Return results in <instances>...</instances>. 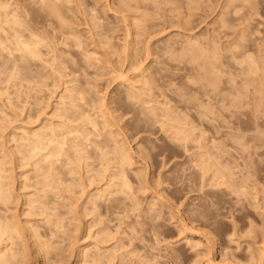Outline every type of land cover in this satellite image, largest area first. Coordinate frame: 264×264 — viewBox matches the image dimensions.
I'll use <instances>...</instances> for the list:
<instances>
[{"label": "rangeland", "instance_id": "1", "mask_svg": "<svg viewBox=\"0 0 264 264\" xmlns=\"http://www.w3.org/2000/svg\"><path fill=\"white\" fill-rule=\"evenodd\" d=\"M0 27V264H264V0H0Z\"/></svg>", "mask_w": 264, "mask_h": 264}, {"label": "bare ground", "instance_id": "2", "mask_svg": "<svg viewBox=\"0 0 264 264\" xmlns=\"http://www.w3.org/2000/svg\"><path fill=\"white\" fill-rule=\"evenodd\" d=\"M40 2H42V1H40ZM46 2H47V1H46ZM44 3H45V2H44ZM47 3H48V2H47ZM49 4H50V3H49ZM49 4H48V5H49ZM52 5H54V4H53V1H52ZM51 7H52V6H51ZM53 7H55V6H53ZM46 9H47V8H46ZM49 10H50V9H49ZM52 10H53V9H52ZM50 11H51V10H50ZM8 15H9V14H8ZM10 15H11V14H10ZM13 15H14V14H13ZM13 15H12V16H13ZM6 16H7V15H6ZM14 16H15V15H14ZM14 16H13V18H15ZM27 16H28V14H27ZM7 17H8V16H7ZM18 18H19V17H18ZM28 18H29V17H28ZM28 18H27V19H28ZM2 19H3V18H2ZM16 20H17V19H16ZM19 22H21V21H19ZM29 22H30V19H29ZM17 23H18V21H17ZM25 24H26V23H25ZM1 25H2V23H1ZM34 26H35V25H34ZM26 27H27V26H26ZM28 27H29V26H28ZM0 28H1V27H0ZM3 29H4V28H3ZM18 29H19V28H18ZM18 29H16V30H17V33H18ZM28 29H29V28H28ZM1 30H2V28H1ZM4 30H5V29H4ZM4 30H3V31H4ZM20 30H21V29H20ZM20 30H19V33H20ZM30 30H31V28H30ZM7 31L9 32V34H8ZM10 31L12 32L11 29H10ZM10 31L7 29V30H5V33H4V34L9 35V36H8V39L11 40V38L13 39V35H11L12 37H10V33H11ZM34 31H35V30H34ZM6 32H7V33H6ZM36 32H37V31H36ZM128 32H129V31H128ZM11 34H14V33H11ZM20 34H21V33H20ZM37 34H38V33H37ZM23 35H25V34H23ZM33 35H34V34H33ZM21 36H22V35H21ZM34 36H35V35H34ZM37 38H38V37H37ZM21 39H22V38H21ZM1 40H2V39H1ZM22 40H23V39H22ZM37 40H38V41H42L41 39L39 40V38H38ZM37 40H36V41H37ZM24 41H25V40H24ZM19 42H20V41H19ZM27 42H29V41L27 40ZM27 42H26V43H27ZM42 42H43V41H42ZM16 43H17V42H16ZM29 43H30V42H29ZM29 43H28V44H29ZM50 43H51V42H50ZM0 45H1V43H0ZM30 45H31V44H30ZM16 46H17V45H16ZM194 46L197 47L196 45H194ZM25 47H26V46H25ZM31 47H32V46H31ZM192 48H193V47H192ZM27 49L29 50V48H27ZM197 49H198V48H197ZM24 50H25V49H24ZM30 50H32V49H30ZM193 50H195V49H193ZM33 51H34V50H33ZM212 51H214V50H212ZM31 52H32V51H31ZM218 52H219V51H218ZM26 53H27V52H26ZM36 53H38V52H36ZM36 53H34V54H36ZM213 54H214V53H213ZM215 54H216V53H215ZM31 56H32V55H31ZM208 56H209V55H208ZM211 57H212V55H211ZM217 57H218V56H217ZM215 59H216V58H215ZM214 61H215V60H214ZM216 61H217V60H216ZM212 64H214V63H212ZM215 65H216V64H215ZM210 66H211V65H210ZM216 67H217V66H216ZM213 69H214V68H213ZM207 71H208V70H207ZM141 72H142V71H141ZM208 72H209V71H208ZM211 74H213V73H212V70H211ZM210 78H211V76H210ZM213 81H215V80H213ZM219 94H220V93H219ZM219 94H218V95H219ZM218 95H217V96H218ZM221 95H222V94H220V96H221ZM220 96H219V97H220ZM214 98H215V97H214ZM223 98H224V96H223ZM225 98H226V96H225ZM221 100H222V99H221ZM255 104H256V103H255ZM255 104H254V105H255ZM201 105H202V104H201ZM206 105H207V104H206ZM210 105H211V104H210ZM211 106H212V105H211ZM258 106H259V105H258ZM154 107H155V106H154ZM213 107H214V106H213ZM203 108H204V107H203ZM208 108H209V107H208ZM256 108H258V107H256ZM158 109H159V108H157V110H158ZM161 109H163V108H161ZM168 109H170V108H168ZM197 109H198V108H197ZM205 110H206V109H205ZM213 110H214V109H213ZM254 110H255V109H254ZM163 111H165V110H163ZM167 111H168V110H167ZM168 112H169V111H168ZM256 112H257V111H256ZM169 113H170V112H169ZM171 113H172V112H171ZM204 113H205V112H204ZM207 113H211V114H212V112H207ZM164 114H165V112H164ZM167 114H168V113H167ZM176 115H177V113H176ZM203 115H204V114H203ZM203 115H202V116H203ZM257 115H258V114H257ZM180 116H181V115H180ZM174 117H175V116H174ZM174 117H173V118H174ZM178 118H179V117H178ZM181 118H183V117H181ZM255 118H256V116H255ZM257 118H258V117H257ZM175 120H177V119H175ZM184 120H186V118H185ZM184 120H182V123H183ZM255 120H256V119H255ZM177 121H178V120H177ZM184 122H185V121H184ZM185 123H188V121L185 122ZM220 123H221V122H220ZM220 123H219V124H220ZM254 123H255V121H254ZM257 123H258V122H257ZM255 124H256V123H255ZM183 125H188V124H183ZM257 125H258V124H257ZM189 126H190V125H189ZM221 126H222V125H221ZM187 127H188V126H187ZM187 127H186V128H187ZM178 128H179V127H178ZM176 129H177V128H176ZM189 129H190V128H189ZM257 129H258V128H257ZM179 130H180V129H179ZM258 130H259V129H258ZM184 131H185V130H184ZM186 131H187V130H186ZM178 132H179V131H178ZM202 132H203V131H202ZM204 133H205V132H204ZM180 134H182V133H179V135H180ZM188 136H189V135H188ZM255 137H256V135H255ZM255 137H254V138H255ZM185 138H186V137H185ZM189 138H190V137H189ZM41 139H42V138H41ZM60 140H61V139H60ZM183 140H184V138H183ZM185 140H186V139H185ZM40 141H41V140H40ZM63 142H64V141H63ZM32 144H33V143H32ZM43 145H44V144H43ZM217 145H218V144H217ZM219 146H220V145H219ZM186 147H187V146H186ZM127 148H128V147H127ZM216 148H218V147H216ZM221 148H222V147H221ZM115 149H116V148H115ZM115 149H114V150H115ZM123 149H125V148H123ZM186 149H187V148H186ZM187 150H188V149H187ZM117 151H118V150H117ZM204 151H205V150H204ZM221 151H222V150H221ZM221 151H220V152H221ZM128 152H129V151H128ZM128 152H127V153H128ZM206 152H209V151H206ZM58 153H59V152H58ZM127 153H126V154H127ZM213 153H214V152H213ZM210 154H211V153H210ZM128 155H129V153H128ZM208 155H209V154H208ZM213 156H215V155H213ZM129 157H130V156H129ZM204 157H205V156H204ZM204 157H202V158L204 159ZM211 157H212V156H211ZM220 157H221V156H220ZM125 158H126V156H125ZM216 158H217V156H216ZM123 159H124V158H123ZM126 159H127V158H126ZM218 159L220 160V158H218ZM205 160H206V159H205ZM209 160H210V159H209ZM209 160H208V161H209ZM213 161H214V160H213ZM213 163H214V162H213ZM213 163H212V165H213ZM208 164H210V163H208ZM225 164H226V163H225ZM210 165H211V164H210ZM220 165H221V164H220ZM230 166H231V165H230ZM230 166L228 165V167H230ZM209 167H210V166H209ZM212 167H213V166H212ZM225 167H226V166H225ZM202 168H203V167H202ZM220 168H221V166H220ZM222 168H223V167H222ZM231 168H232V167H231ZM231 168H230V169H231ZM257 168H258V167H257ZM203 169H204V168H203ZM218 169H219V168H218ZM224 169H225V168H224ZM224 169H222V170H224ZM209 170H210V169H209ZM226 170H227V168H226ZM204 171H205V169H204ZM218 171H219V170H218ZM227 171H228V170H227ZM208 172H209V171H207V173H208ZM224 172H225V171H224ZM220 173H221V172H220ZM229 173H230V172H229ZM223 174H224V173H223ZM227 174H228V173H227ZM123 175H124V174H123ZM200 175H201V174H200ZM203 175H204V174H203ZM205 175H206V174H205ZM214 175H215V174H214ZM229 175H231V174H229ZM121 176H122V175H121ZM222 176H223V175H222ZM232 176H233V175H232ZM227 177H228V176H227ZM124 178H125V177H124ZM217 178H218V177H217ZM220 178H221V177H220ZM214 179H215V178H214ZM222 179H223V178H222ZM204 180H205V179H204ZM219 180H220V179H218V182H219ZM230 180H231V179H230ZM201 181H202V180H201ZM215 181H216V180H215ZM122 182H123V181H122ZM221 182H222V181H221ZM234 182H235V181H234ZM125 183H126V182H125ZM125 183H124V184H125ZM210 184H211V183H210ZM212 184H213V183H212ZM215 184H216V183H215ZM219 184H220V183H219ZM221 184H222V183H221ZM221 184H220V186H221ZM235 184H236V183H235ZM126 185H127V184H126ZM199 185H200V184H199ZM222 185H223V184H222ZM216 186H217V185H216ZM218 186H219V185H218ZM199 187H200V186H199ZM202 187H203V186H202ZM203 208H204V206H203ZM199 209H200V208H199ZM200 211H201V210H200ZM198 212H199V210H198ZM201 212H202V211H201ZM187 213H188V212H187ZM202 213H203V212H202ZM180 218H181V217H180ZM181 219H182V218H181ZM183 221H184V220H183ZM181 222H182V221H181ZM185 222H186V221H185ZM185 222L182 223V225L179 224V225H181V228H182L181 230H187V229L189 228V227H187V225H186ZM14 226H15V225H14ZM188 226H189V225H188ZM186 227H187V228H186ZM179 228H180V227H179ZM188 231H189V230H188ZM193 231H194V229H193ZM179 232H180V231H179ZM191 232H192V231H191ZM103 233H105V232H103ZM193 233H195V232H193ZM203 234H204V233H203ZM11 238H12V237H11ZM190 241H191V240H190ZM1 243H2V242H1ZM81 252H82V251H81ZM211 252H213V251L211 250ZM214 252H215V251H214ZM1 254H3V248L1 247V244H0V255H1ZM5 255H6V254H5ZM214 258H215V257H214ZM211 260H212V263H211V261H210V262H208L207 264H214L213 259H211ZM214 260H216V259H214Z\"/></svg>", "mask_w": 264, "mask_h": 264}]
</instances>
